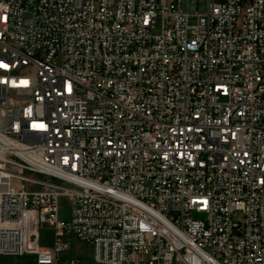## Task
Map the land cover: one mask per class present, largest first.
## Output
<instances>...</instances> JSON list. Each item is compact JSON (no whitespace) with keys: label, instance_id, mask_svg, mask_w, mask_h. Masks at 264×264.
<instances>
[{"label":"built area","instance_id":"2783aa9c","mask_svg":"<svg viewBox=\"0 0 264 264\" xmlns=\"http://www.w3.org/2000/svg\"><path fill=\"white\" fill-rule=\"evenodd\" d=\"M72 240L264 264V0H0V256L81 264Z\"/></svg>","mask_w":264,"mask_h":264},{"label":"rangeland","instance_id":"374dc122","mask_svg":"<svg viewBox=\"0 0 264 264\" xmlns=\"http://www.w3.org/2000/svg\"><path fill=\"white\" fill-rule=\"evenodd\" d=\"M207 0H182V8L185 11L190 13L203 12L206 9ZM160 30L159 27L156 29V33ZM70 203L68 198H61V212L60 216L62 219H69L70 211H69ZM241 216L235 218V220H240ZM33 233H37L39 235L40 246L47 248L52 245V242L55 238L54 233L49 231L46 228H37L33 230ZM65 258L70 260L72 257H76L79 259L81 264H95L91 259V251L88 245L76 242L72 240L71 249L69 253H66ZM33 256H12L5 258V256L0 257V261H4L5 264H33L34 262Z\"/></svg>","mask_w":264,"mask_h":264},{"label":"crops","instance_id":"0c3cea01","mask_svg":"<svg viewBox=\"0 0 264 264\" xmlns=\"http://www.w3.org/2000/svg\"><path fill=\"white\" fill-rule=\"evenodd\" d=\"M25 256H33L34 258V262H33V264H37V262H36V256H34V255H25ZM25 256H22V257H25ZM1 257V256H0ZM9 257H12V256H9ZM5 258H8V256H5ZM4 261H0V264H5V263H3ZM12 264H14L13 262H12Z\"/></svg>","mask_w":264,"mask_h":264}]
</instances>
